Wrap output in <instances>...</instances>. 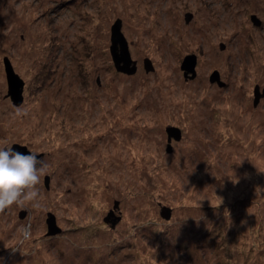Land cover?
I'll return each instance as SVG.
<instances>
[{"label": "rangeland", "instance_id": "obj_1", "mask_svg": "<svg viewBox=\"0 0 264 264\" xmlns=\"http://www.w3.org/2000/svg\"><path fill=\"white\" fill-rule=\"evenodd\" d=\"M117 18L133 74L113 62ZM192 53L191 79L181 64ZM5 56L25 81L20 105ZM257 84L264 0H0V147L26 144L48 164L40 208L0 210L4 264H264ZM167 125L182 130L171 152Z\"/></svg>", "mask_w": 264, "mask_h": 264}, {"label": "water", "instance_id": "obj_2", "mask_svg": "<svg viewBox=\"0 0 264 264\" xmlns=\"http://www.w3.org/2000/svg\"><path fill=\"white\" fill-rule=\"evenodd\" d=\"M191 14H187V20L189 21ZM252 19L256 24H261V19L256 15H252ZM221 47L224 48L225 44L221 43ZM110 51L113 58V62L117 70L125 72L127 74H133L138 69V61L134 59L130 50L129 42L122 30V19L117 18L111 25V45ZM6 78L8 83V94L15 105H20L24 100V84L25 81L21 75L15 70L11 59L8 56L4 57ZM197 55L196 54H187L181 64L182 69H184L185 78H195L197 75ZM144 67L146 71L154 70V65L152 60L149 57L144 58ZM211 82H217L220 86L226 85V81L221 79L219 70H214L210 75ZM255 99L254 104L256 105L259 102V99L264 96V87L260 90L259 84L256 85L254 89ZM262 91V92H260ZM167 148L168 152H171L173 149L172 140H180L182 138V130L176 125H167ZM11 147L15 150L25 152L30 149L26 144L14 143ZM40 157V156H39ZM38 157V158H39ZM50 175L45 176V184L49 187ZM27 211L22 210L19 213L20 217H24ZM172 208L169 206H162L161 215L165 219L171 217ZM121 218V215L116 216L113 214V211L108 213V216L105 217V221L109 222L112 220V225L114 226ZM46 223L48 226L47 235H54L62 231V227L58 224L56 215L49 211L47 214Z\"/></svg>", "mask_w": 264, "mask_h": 264}, {"label": "clouds", "instance_id": "obj_3", "mask_svg": "<svg viewBox=\"0 0 264 264\" xmlns=\"http://www.w3.org/2000/svg\"><path fill=\"white\" fill-rule=\"evenodd\" d=\"M39 156L36 151L25 153L11 146L0 147V210L14 204L37 209L42 206L38 185L48 164ZM0 264H4L3 258Z\"/></svg>", "mask_w": 264, "mask_h": 264}, {"label": "bare ground", "instance_id": "obj_4", "mask_svg": "<svg viewBox=\"0 0 264 264\" xmlns=\"http://www.w3.org/2000/svg\"><path fill=\"white\" fill-rule=\"evenodd\" d=\"M23 101H24V100H23ZM22 103H23V102H22ZM22 103H21V104H22Z\"/></svg>", "mask_w": 264, "mask_h": 264}, {"label": "trees", "instance_id": "obj_5", "mask_svg": "<svg viewBox=\"0 0 264 264\" xmlns=\"http://www.w3.org/2000/svg\"><path fill=\"white\" fill-rule=\"evenodd\" d=\"M233 206V204H231Z\"/></svg>", "mask_w": 264, "mask_h": 264}, {"label": "flooded vegetation", "instance_id": "obj_6", "mask_svg": "<svg viewBox=\"0 0 264 264\" xmlns=\"http://www.w3.org/2000/svg\"><path fill=\"white\" fill-rule=\"evenodd\" d=\"M173 140H174V139H173ZM173 140H172V141H173Z\"/></svg>", "mask_w": 264, "mask_h": 264}]
</instances>
